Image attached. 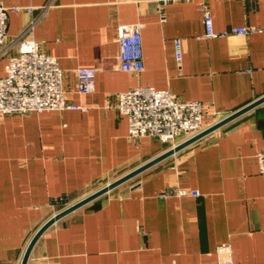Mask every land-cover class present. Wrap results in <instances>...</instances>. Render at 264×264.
Wrapping results in <instances>:
<instances>
[{"label": "crops", "instance_id": "1", "mask_svg": "<svg viewBox=\"0 0 264 264\" xmlns=\"http://www.w3.org/2000/svg\"><path fill=\"white\" fill-rule=\"evenodd\" d=\"M0 1L22 7L7 14V41L34 22L65 99L83 106L0 116V264H20L49 217L171 147L130 140L126 117L106 107L116 93L150 85L198 100L204 128L264 94V0H52L44 13L49 0ZM201 6L224 35H204ZM136 22L143 69L125 72L117 31ZM76 67L96 69L92 91L76 90ZM263 146L264 102L54 221L27 264H264ZM175 188L198 195H162Z\"/></svg>", "mask_w": 264, "mask_h": 264}, {"label": "built area", "instance_id": "2", "mask_svg": "<svg viewBox=\"0 0 264 264\" xmlns=\"http://www.w3.org/2000/svg\"><path fill=\"white\" fill-rule=\"evenodd\" d=\"M164 2L166 0H163ZM52 0L39 7L44 13ZM22 7L18 5L6 6L0 1V57L7 55L13 45L17 51L6 56L4 74L0 77V116L42 110H61L65 108L78 109L82 105L69 103L64 97L62 81L63 70L58 66L57 59L44 52L40 44L31 35L34 22L23 29L10 41L6 39L7 14ZM31 12L36 7H25ZM204 35L207 37L221 36L227 31H215L210 12L206 6H201ZM141 23L122 25L117 31L119 52L117 66L125 72L138 73L143 69V53L140 35ZM236 35H247L250 29L246 26H235L229 30ZM180 40L174 39L176 60L181 58ZM94 67H76L74 69L76 90L88 93L94 88ZM118 115L127 119V137L135 142L148 136L161 143L176 145L175 139L180 135L183 140L202 130V119L205 114L203 105L198 100L177 98L168 89H159L150 85H139L118 92L114 95L112 104ZM256 166L260 175L264 176V146L256 152ZM198 195V191L173 189L167 194ZM227 244L216 247L217 253L228 252ZM223 264H232L226 258Z\"/></svg>", "mask_w": 264, "mask_h": 264}, {"label": "water", "instance_id": "3", "mask_svg": "<svg viewBox=\"0 0 264 264\" xmlns=\"http://www.w3.org/2000/svg\"><path fill=\"white\" fill-rule=\"evenodd\" d=\"M264 102V94L261 95L260 97H257L256 99H254L253 101L247 103L246 105L234 110L233 112L225 115L224 117L220 118L219 120H217L216 122L208 125L207 127L203 128L202 130H200L198 133L194 134L193 136L186 138L182 141H180L179 143H177L176 145H174L173 147H170L169 149L165 150L164 152H162L161 154L149 159L148 161L142 163L141 165L135 167L134 169L128 171L127 173L123 174L122 176L114 179L113 181L107 183L106 185L98 188L97 190L93 191L92 193L86 195L85 197L79 199L78 201L64 207L63 209H61L60 211L56 212L54 215H52L51 217H49L33 234V236L31 237V239L29 240L24 254L22 256V259L20 261V264H27V259L29 256V253L35 243V241L38 239V237L43 233V231L45 229H47L54 221H56L57 219L61 218L62 216L68 214L69 212L77 209L78 207L84 205L85 203L89 202L90 200L94 199L95 197L105 193L106 191H108L109 189L117 186L118 184H120L121 182L139 174L140 172H142L143 170H145L146 168L150 167L151 165L161 161L162 159L168 157L169 155L173 154L174 152L182 149L183 147L187 146L188 144L196 141L197 139L205 136L206 134L212 132L213 130L219 128L220 126L224 125L225 123L229 122L230 120L236 118L237 116L241 115L242 113L246 112L247 110L253 108L254 106L260 104Z\"/></svg>", "mask_w": 264, "mask_h": 264}]
</instances>
